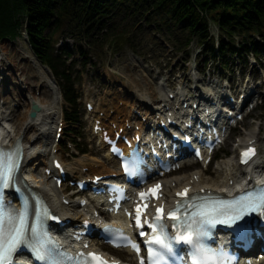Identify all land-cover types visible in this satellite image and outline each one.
I'll return each mask as SVG.
<instances>
[{
  "label": "rangeland",
  "instance_id": "374dc122",
  "mask_svg": "<svg viewBox=\"0 0 264 264\" xmlns=\"http://www.w3.org/2000/svg\"><path fill=\"white\" fill-rule=\"evenodd\" d=\"M139 23L142 22H138L134 34L128 36L123 33L117 36L111 35L105 42L91 47L80 41L77 35L71 33L72 30L70 29H62L52 34L51 39L57 51L65 47L70 52H73L72 59L67 66L78 96L73 114L78 116L80 122L74 128L70 127L71 124L66 122L64 126L65 134L57 147L53 150L50 147L53 140V132L48 146L44 144L43 150L56 152V155L64 161L69 169L74 168V171L70 173L74 178H79L78 175H81L79 170L81 166H85L84 175L89 172L93 173L96 170L98 173H107V170H109H103V165L108 163L107 153L93 133V118L102 116L106 125H111V122L116 120L117 123L125 126V115L120 113L121 110L125 111L124 113L134 112L138 116L137 121L134 120V122L142 121L143 117H145L143 114L147 110H138V107H135L137 106V94L148 96L146 101L148 100L151 108V106L161 104L164 99H167L169 92L175 94V89L169 91L172 85L175 88L186 87L188 94L194 95L199 92L196 90L197 88L205 89L211 82L223 83L224 80L228 82V77H232L238 82V77L241 76L238 74L241 65L232 67L231 70H234V72L230 73L228 70H224L219 62L210 64L207 67L204 66V63H201L202 72L198 73L196 56L200 57L197 55L200 51H198L196 43H193L188 48L191 58H186V53L175 50L170 42L164 40L159 34L152 31L150 27L145 30L146 32L139 31L138 28L141 25ZM212 32L218 33L214 25L212 26ZM134 38L135 47L130 43V40ZM81 46L83 51L89 54L88 58H90V61L87 64H84L85 60L81 58L83 52L80 49ZM4 52L7 54L6 61H4L5 59L2 60ZM248 60L247 68L243 67L247 71L246 73L260 80V76L264 74V57L260 58L258 63L252 55L249 56ZM4 64H8L7 67H12V72L3 74V78L8 80L7 88L10 90L3 97L4 99L0 101L6 108L4 110H19L27 106V104L23 105L22 103L14 102L16 99L15 88L17 86L20 89L24 88V85L21 87L23 82L24 84L27 83L25 86L29 87L27 88L28 90H30L31 86L33 91L38 89L36 92H40V96L45 95L51 106L56 109L57 104L52 99L49 89L53 87L59 88V86L61 88L63 80L38 61L28 44L26 36L15 41H0V70ZM43 72L44 75L42 74ZM230 82H233V80ZM258 82L260 81H257L256 85L259 84ZM27 89L24 88V90ZM257 92L262 95L258 99L257 108L251 116L246 118L242 125L234 129L228 136L226 145L221 151L216 153L217 161L212 162L208 169L209 171L205 172V179H214L222 176L221 173L216 172V164L225 159V156L233 154L235 151L234 145L238 137H248L254 129H256L254 130L255 133L259 134L260 158L264 160V95L262 94L264 93V87L260 88V91L257 89ZM260 100H263L262 106L258 105ZM88 101L92 102L97 110L93 117L90 116L91 112H88L86 108ZM14 105L20 106L15 108ZM68 107L70 108V106H66L62 97L63 118V111ZM60 108L59 104V111ZM99 110H101L100 114ZM82 149L86 150L87 153L81 155L79 152ZM48 161L50 162L47 159L46 163ZM234 162L236 164L235 160ZM194 170L204 171V167L201 164H197L187 171L175 174V176H188ZM66 186H68L67 189L64 190L63 188L61 191L66 195H70L75 187H70L69 183H66ZM75 211L72 210V213Z\"/></svg>",
  "mask_w": 264,
  "mask_h": 264
},
{
  "label": "trees",
  "instance_id": "16d2710c",
  "mask_svg": "<svg viewBox=\"0 0 264 264\" xmlns=\"http://www.w3.org/2000/svg\"><path fill=\"white\" fill-rule=\"evenodd\" d=\"M138 22L139 31L150 27L186 58L196 43L201 71V63L207 67L219 62L232 73V67L247 65L250 55L264 57V0H0V41L22 37L25 28L35 56L63 80L70 106L64 114L72 128L80 122L73 114L78 96L67 66L73 52L65 47L57 51L52 34L70 29L91 47L111 35L134 34ZM213 25L218 33L212 32ZM130 43L135 47V38ZM88 55L81 54L84 64L90 61Z\"/></svg>",
  "mask_w": 264,
  "mask_h": 264
},
{
  "label": "snow or ice",
  "instance_id": "6c2138e0",
  "mask_svg": "<svg viewBox=\"0 0 264 264\" xmlns=\"http://www.w3.org/2000/svg\"><path fill=\"white\" fill-rule=\"evenodd\" d=\"M199 155V153H197ZM255 155L254 148H248L241 154V163L247 164ZM19 167V155L17 152H5L0 149V264H15L14 254L20 249L31 251L33 258L40 264H60L52 255V249L47 245L51 241L45 232V222L47 219H58L52 216L42 199H36L35 213L32 222L29 224L30 206L27 197H23L22 207L17 210L5 205L3 190L8 188L10 183H14L15 172ZM126 171L135 172L136 164L126 166ZM162 185L157 183L148 192H141V200L149 197L161 198ZM200 189V192H203ZM190 188L185 187L175 195L180 199L173 210L167 212L166 218L172 220L175 235L169 237L165 219L164 205L156 207V215L149 221L147 218L144 224L151 229L152 235L145 241L147 247L148 264H167L166 255L173 252V242L184 243L192 247V264H224L223 253H215L201 243L202 237L209 235V230L217 224L231 225L242 219L247 213L264 209V190L259 194L246 193L232 200L214 197L211 193L201 196L199 194L189 196ZM145 203L143 207L137 204L135 208V225L143 228L141 216L147 209ZM183 210V211H182ZM131 215V213H129ZM140 236L146 233L141 231ZM115 239L122 240L117 243V247H131L138 255L139 245L126 236H119ZM68 259H72L68 257ZM77 264H108L99 254L88 253L86 256L81 253ZM115 264V262H113ZM140 264H144L141 257Z\"/></svg>",
  "mask_w": 264,
  "mask_h": 264
},
{
  "label": "bare ground",
  "instance_id": "6f19581e",
  "mask_svg": "<svg viewBox=\"0 0 264 264\" xmlns=\"http://www.w3.org/2000/svg\"><path fill=\"white\" fill-rule=\"evenodd\" d=\"M3 48V46H2ZM3 56V55H2ZM7 54L4 52V57L2 60H7ZM8 64H4L0 70V101L1 99H4L3 97L8 94L10 91L8 87V80L3 78L4 73L12 72V68ZM44 75V72L42 73ZM24 85V88L26 87L27 83L24 84V82L21 84ZM23 88V87H22ZM15 88L16 92V99L14 102H18L19 104L22 103L23 105H26V107L20 108L19 110L10 109V114L7 115V117H11V123L7 120H4L3 114L4 110L6 109L3 105L0 103V142H6L9 144H13L18 139L23 140V147L25 151V160H24V166L23 171H30L32 172V177L34 181L37 183V187L40 188L41 193L44 195V197L50 202L54 210L61 214L63 219L65 221L70 220L69 227L74 225L76 220H80L82 218V221L86 220L88 215L94 214V208L88 209L89 207H82L80 209L79 202L75 199L72 200V196L64 197L67 200H70L69 207H65L63 205V196L60 194V190L52 185V182L49 180H44L42 177L44 165H46L48 155L52 154L47 150H43V148L48 146V142L52 137V133L54 131V126L57 124V114L59 111L51 106V104L46 99V96H37L36 91H33V87L31 86L30 90H24L23 89ZM253 94V90L249 89L246 92L247 97H251ZM148 97V96H146ZM144 94H137L136 97V105L135 107H138V110H147L148 114L153 109L150 108L148 105V102H146V98ZM37 103L40 105V111L38 112L37 116L35 118L30 117V113L32 111V104ZM89 103V101H88ZM92 103V102H90ZM124 104V103H123ZM158 108V107H156ZM95 112H97L96 109L92 111L91 117L94 116ZM99 113L101 110L98 111ZM125 111H120L121 114H124L126 119V123L131 124V120H136L138 117L134 114V112H128L124 113ZM145 114V115H146ZM3 119H2V118ZM100 119V118H97ZM5 121V122H4ZM94 119L92 124V129L94 126ZM112 124L119 125L120 127L124 128V125L118 124L116 120L111 122ZM135 126L142 127L141 123H137L135 121ZM133 125V126H134ZM104 127H106V124H103ZM256 130V129H254ZM251 131L250 135L246 138L240 141V143L247 142L250 140L257 139L255 131ZM137 132V131H136ZM45 144V146H44ZM101 145H103L101 143ZM57 155L55 156V158ZM107 165H103V170H107V173H101L99 174L96 171H93L92 174L83 175V167L81 166L80 174L83 177H91L94 178V175L101 176L103 174H120L118 162L111 158L109 154H107ZM259 164H264V160H259ZM96 164V163H95ZM111 165V167H109ZM118 166V167H117ZM42 168V171H40ZM77 168V167H76ZM258 168V167H256ZM78 170V169H77ZM74 171V168H70L69 172L71 173ZM216 172H222L221 177H217L214 179L208 178L205 179V171L203 170H196L188 176H173L169 178L161 179L164 182L165 191L168 192V189H174V187H185V186H192L193 188L199 187L200 189H206L211 190L213 192L221 191L222 189L226 188L228 185H230V182L237 179L238 175L240 174V170L236 169L234 166L233 160L229 159L226 161H222V163L218 164L216 167ZM243 172H241L242 174ZM40 176V179H39ZM160 179V178H159ZM156 182V181H155ZM173 184H175L173 186ZM72 210H76L75 214L72 216L70 212ZM103 214H105L103 212ZM82 223V222H81ZM95 248H98L100 250H107V248L100 244H94ZM111 252V250H108ZM114 253H117V251H113ZM120 254L130 255V252L128 250H122L119 252ZM122 257V256H121Z\"/></svg>",
  "mask_w": 264,
  "mask_h": 264
},
{
  "label": "water",
  "instance_id": "95a60500",
  "mask_svg": "<svg viewBox=\"0 0 264 264\" xmlns=\"http://www.w3.org/2000/svg\"><path fill=\"white\" fill-rule=\"evenodd\" d=\"M33 109H34V111L31 113V117L35 118L41 108H40V106L38 104L34 103L33 104Z\"/></svg>",
  "mask_w": 264,
  "mask_h": 264
}]
</instances>
